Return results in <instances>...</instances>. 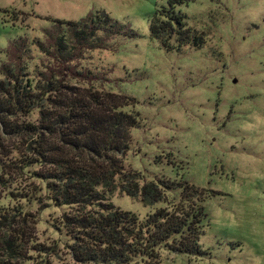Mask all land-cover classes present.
I'll use <instances>...</instances> for the list:
<instances>
[{
	"label": "rangeland",
	"instance_id": "374dc122",
	"mask_svg": "<svg viewBox=\"0 0 264 264\" xmlns=\"http://www.w3.org/2000/svg\"><path fill=\"white\" fill-rule=\"evenodd\" d=\"M167 1L0 0V47L6 50L20 37L45 39L52 18L79 21L97 12L136 31V37L116 36L108 48L87 51L78 67L97 75L96 88L132 98L126 110L140 114L123 155L125 170L140 172L147 181L168 180L177 189L164 188L165 198L154 205L121 190L111 201L144 219L179 204L184 193L177 184L188 182L202 192L186 204L206 209L199 244L207 254L164 248L156 264H264V0L182 5L200 45L170 52L149 28L151 14ZM30 53L31 69L52 62L35 44ZM4 60L5 54L0 66ZM33 182L38 183L12 174L7 192L16 200L3 202L13 206L20 200L35 215L39 242L58 243V264H81L69 252L65 233L52 226L66 208L42 209L39 200L22 197Z\"/></svg>",
	"mask_w": 264,
	"mask_h": 264
},
{
	"label": "trees",
	"instance_id": "16d2710c",
	"mask_svg": "<svg viewBox=\"0 0 264 264\" xmlns=\"http://www.w3.org/2000/svg\"><path fill=\"white\" fill-rule=\"evenodd\" d=\"M191 1L168 0L151 14V37L166 51L200 45L181 8ZM50 21L45 39L20 37L6 50L0 47V58L6 57L0 66V264H58V243L39 242L35 215L20 200L13 206L3 202L16 200L7 192L12 174L38 182L22 196L28 202L39 200L42 209L66 208L52 226L65 233L77 263L156 264L164 248L207 254L199 244L206 209L186 204L202 193L194 185L178 182L182 201L144 219L111 201L121 190L154 205L165 198L164 188L177 189L168 180L147 181L140 172L125 170L123 155L131 147V130L141 124L140 114L126 110L132 98L96 88L97 75L78 67L87 51L137 32L107 13ZM34 44L53 64L31 69ZM34 113L36 120H21Z\"/></svg>",
	"mask_w": 264,
	"mask_h": 264
},
{
	"label": "water",
	"instance_id": "95a60500",
	"mask_svg": "<svg viewBox=\"0 0 264 264\" xmlns=\"http://www.w3.org/2000/svg\"><path fill=\"white\" fill-rule=\"evenodd\" d=\"M234 82H237V79H234Z\"/></svg>",
	"mask_w": 264,
	"mask_h": 264
}]
</instances>
